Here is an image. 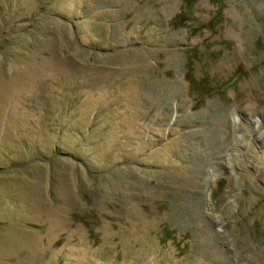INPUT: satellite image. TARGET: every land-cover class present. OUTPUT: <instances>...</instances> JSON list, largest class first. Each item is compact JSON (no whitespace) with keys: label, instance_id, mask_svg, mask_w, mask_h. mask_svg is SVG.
<instances>
[{"label":"rangeland","instance_id":"rangeland-1","mask_svg":"<svg viewBox=\"0 0 264 264\" xmlns=\"http://www.w3.org/2000/svg\"><path fill=\"white\" fill-rule=\"evenodd\" d=\"M0 264H264V0H0Z\"/></svg>","mask_w":264,"mask_h":264},{"label":"trees","instance_id":"trees-1","mask_svg":"<svg viewBox=\"0 0 264 264\" xmlns=\"http://www.w3.org/2000/svg\"><path fill=\"white\" fill-rule=\"evenodd\" d=\"M179 17H180V15H179Z\"/></svg>","mask_w":264,"mask_h":264}]
</instances>
